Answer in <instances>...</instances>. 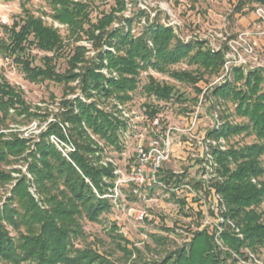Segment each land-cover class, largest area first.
Returning <instances> with one entry per match:
<instances>
[{
  "label": "trees",
  "instance_id": "trees-1",
  "mask_svg": "<svg viewBox=\"0 0 264 264\" xmlns=\"http://www.w3.org/2000/svg\"><path fill=\"white\" fill-rule=\"evenodd\" d=\"M80 1L51 0L52 18L67 25L68 35L75 37V42L79 40L78 33L87 10V4ZM115 1L117 9H112L84 31L100 48L94 61H86L85 49L76 46L73 54L67 55L68 68L63 73L55 69V59L63 54L65 47L57 30L28 10H23L18 21L4 28L0 56L13 58L27 81L63 84L66 96L74 91L68 84L77 80L83 98L94 101L86 103L76 96L63 102L66 110L60 120L67 126L65 133L56 122L41 131L37 140L34 135L22 137L8 128L6 122L24 125L37 117L36 113L31 112L22 92L0 75V126H3L0 127V186L15 182L8 196L3 199L0 195V262L3 264H117L109 255L100 253L95 243L81 248L75 244L85 236L83 221L99 223L103 215L111 212V199L102 196L112 190L114 167L110 163L103 165L102 159L107 148L119 153L123 149L120 133L125 130V124L99 107L98 99L128 104L132 94L138 91L139 75L149 69L190 85L199 93L195 84L204 74H218L225 62L224 49L214 51L206 48L202 41L182 42L173 35L171 28L159 22L148 23L136 37L130 32L132 20H126L127 29H108L117 18L114 12L124 8V0ZM252 5L264 6V0H239L234 11L247 13L253 10ZM102 45L115 52L103 51ZM31 48L52 56L41 58L42 65L33 67L31 60L25 57ZM181 61L193 69L171 70ZM102 68L107 69L108 77L100 72ZM233 72V82L214 86L210 95L223 103H231L232 114L241 121L224 122L206 135L229 143L237 136H251L254 141L240 147L232 143L226 151L212 149L223 178L215 183L225 207L220 216L225 222L232 220L243 236L238 239L234 231L226 229L222 241L228 250L239 253L240 248H247L264 259V211L258 210L264 202V71L255 69L243 76L240 68L234 67ZM242 79L244 88L236 85ZM139 90L149 100L143 105L147 124L158 118L163 127L160 103L174 97V101L179 102L181 95L177 96L174 86L159 83L152 76H148L147 83ZM52 135L74 146L67 158L49 141ZM18 164L25 166L29 178L14 168ZM12 174L19 176L14 178ZM181 178L169 169H163L159 176L160 182L170 188L180 185ZM30 187H34V194L30 193ZM117 230L112 223L109 235L126 264H229V251H220L205 231L194 232L189 242L160 260H145L143 252ZM167 238L162 234H150V242L144 243L143 249L150 253L154 249L160 251L169 242ZM230 264H234V260Z\"/></svg>",
  "mask_w": 264,
  "mask_h": 264
},
{
  "label": "rangeland",
  "instance_id": "rangeland-1",
  "mask_svg": "<svg viewBox=\"0 0 264 264\" xmlns=\"http://www.w3.org/2000/svg\"><path fill=\"white\" fill-rule=\"evenodd\" d=\"M70 1L77 2L78 0ZM238 1L124 0V8L119 12H114V16L117 18L108 29H127L126 20H132L130 32L136 37L148 23L159 22L161 25L171 28L173 35L182 42L202 41L206 48L214 51L224 49L225 62L218 74H204L203 78L195 84V87L200 91L199 93L190 85L179 83L167 75L156 73L151 69L139 75L138 91L132 94V99L128 103L132 109L143 114V105L149 100L142 95L139 89L147 83L148 76H152L159 83L174 86L177 96L181 95L179 102H175L174 97L166 103H160L162 107L159 115L163 120L164 129L167 127L186 129L190 126V124L188 126L189 120L187 118L192 116L191 112H197L195 125L190 132L187 134L173 132V155L167 165L164 166V169L171 170L174 175L182 176V182L177 187L166 190L159 187L155 192L147 191V197L144 200L136 198L130 200L129 198L132 197L131 189L128 184L121 182L118 184V199H111L113 205L111 212L103 215L99 223L82 222L85 236L75 242L76 247L81 248L88 243H95L96 249L100 253L109 255L110 259L117 264H126L122 252L117 249L109 235V227L114 223L118 229L117 233L140 252H143L142 257L145 260H160L168 253L189 242L194 232L205 231L212 237L213 242L220 251H229L230 257L227 263L230 264L234 260V264H241L240 260H246L248 252H251L259 259L260 264H264L263 257L247 248H240L239 253H235L225 247L222 241V233L226 229L232 233L235 228L240 230V227L235 226L232 220H229V224L225 222L220 227L217 225L219 218H222L219 210L224 211L225 207L224 204L222 205L221 196L216 192L215 183L221 182L223 178L219 174V164L214 157L216 167L212 168L214 171L212 175L207 174L209 170L206 172L204 169L205 171H203L200 162L203 150L199 148V141L203 137L214 140L206 135L207 132L218 129L224 122L239 123L241 121L232 114L233 105L223 103L221 99L211 96L210 90L225 81L233 82L234 67L240 68L243 76L255 69L264 71V15L260 18L256 13L258 8L262 9L264 13V6L252 5V11L244 14L236 13L234 7ZM80 2L87 4V10L85 11L86 15L82 29L78 33L79 40L76 42L74 41L75 37H69L67 25L61 24L52 18L51 0H0V14L6 17V26L9 27L23 16V10H28L45 25L57 30L64 40L65 47L63 54L55 59V69L58 73H63L68 68L67 55H72L76 46L85 49L86 61H94L100 48L94 45L93 40L87 38L84 31L90 24L95 25L101 17L109 14L112 9L118 8L115 0H81ZM3 32V37H5L4 28ZM97 34L96 31L95 35ZM102 49L105 51L108 48L102 45ZM108 50L112 53L115 52L113 48ZM46 56H52V54L31 48L25 57L31 60L33 67H39L42 65L41 58ZM226 61L229 62L227 66H225ZM189 69H193V67L188 66L184 61L171 68V70L176 71ZM100 72L107 77L109 76L105 68H102ZM0 75L9 85L22 92V97L31 108V112L36 113L37 117L24 125H14L6 122L8 128L17 131L22 137L34 135L36 136L34 139L37 140V135L41 131L46 130L49 124L56 122L65 133L67 126L62 124L60 120L61 114L66 110L63 102L72 100L76 96L86 103L94 101V99L85 100L83 98L77 80L68 84L74 91L67 93L66 96H64L65 87L63 84L52 81L38 83L27 81L20 66L14 62L13 58L7 57L0 61ZM243 83L244 80L242 79L236 85L244 88ZM262 86H264V83ZM98 100V105L101 108L106 109L111 106L110 101ZM4 132L8 131L5 130ZM151 137L152 132L149 123L147 124L146 118H144L137 123L136 127L126 129L124 133H120L122 152L119 153L110 148L105 149L102 164L110 163L113 165L114 171L118 169L115 174L113 171L115 179L112 189L116 182L118 180L122 181L124 174L128 173L130 165L135 160L136 146L140 143H147ZM91 139L96 140L93 136H91ZM49 141L55 148L58 145L65 152L74 151V146L70 141L63 142L53 135L49 137ZM224 141L226 143L224 151H226L232 143L240 147L251 144L254 139L251 136H237L232 138L230 143ZM98 145L101 146L102 143L98 142ZM215 149L220 150L218 147ZM211 153L212 151H210ZM14 168L19 169L28 178L30 177L23 164L15 165ZM4 169L9 170L10 167H4ZM18 176L19 174H12L14 178H18ZM103 180L107 182L106 179ZM14 183L0 186V195L3 199L9 195ZM34 190V187L29 188L32 194H34ZM111 191L109 190V194L106 195H110ZM171 194H174V196L171 197ZM216 196H219L220 200ZM138 210H144L147 214V218L143 223L135 221L134 216ZM258 210L264 211V202ZM218 228L221 229V232ZM165 229L172 231L166 233ZM217 232L219 235H215ZM150 234L165 235L168 237L169 242L160 248V251L156 252L154 251L156 249H154L150 253V251L143 249V244L150 242ZM11 235L14 236L12 231ZM235 235L238 239L243 238V236H237L236 233ZM216 239H218L219 244ZM130 246L128 245V247ZM0 264L3 263L0 262Z\"/></svg>",
  "mask_w": 264,
  "mask_h": 264
},
{
  "label": "built area",
  "instance_id": "built-area-1",
  "mask_svg": "<svg viewBox=\"0 0 264 264\" xmlns=\"http://www.w3.org/2000/svg\"><path fill=\"white\" fill-rule=\"evenodd\" d=\"M256 13L260 18H262L264 15L263 10L258 8ZM7 20L4 15L0 14V40L4 38L3 34V28L6 27ZM3 58L0 56V61ZM228 61H226V65H228ZM111 106L106 108L109 112L113 113L115 117H117L119 120L123 121L125 124V130H123L122 133L126 131V129H131L132 127H136L137 123L141 122L144 118H146L145 114H141L137 112L136 110L132 109V107L129 104H122L115 100H110ZM192 116L190 118H187L189 120L188 126L192 125L190 128L187 127L186 129H176V128H165L161 127L159 119L155 118L151 123H149L150 130L152 132V137L147 143H140L136 146L135 149V160L130 165V169L128 173L124 174V179L118 180L116 184L114 185V188L111 191L110 195H104L102 198H110V199H118V184L121 182L123 184H128L130 187V192L132 198H136L139 200H144L147 197V191H156V189L163 188L168 189L170 187L165 186L163 183L160 182L159 176L161 174V171L164 169V166L167 165V163L171 160V157L173 155L174 145H173V138L172 134L173 132H179V133H188L195 125V120L197 118V112H191ZM219 127V126H218ZM217 127V128H218ZM199 145L201 150H203V155H201V163H202V169L203 171L209 170L207 174L214 173L213 169L216 167V163L214 162V158L212 156V153L210 154V151L212 149H215L218 147V149L224 151L225 150V141L223 139L219 140H208L207 138H202L199 141ZM57 149L62 153L64 157L67 158L68 153L71 152H65L63 151L58 145ZM202 154V153H201ZM111 161V160H110ZM106 163H104L105 165ZM205 169V170H204ZM118 172V169L115 170ZM114 171V174L116 173ZM204 172V173H206ZM177 191V190H176ZM175 192V191H174ZM217 199L219 196H216ZM220 200V198H219ZM218 211V210H217ZM221 210H219V213ZM221 217V216H220ZM135 221L139 223H143L146 218L147 214L144 210H138L135 213ZM229 224V221H226ZM225 221L223 218H219L217 225H224ZM230 225L233 227L232 223ZM219 232H221V229H219ZM234 233L237 234V236H242L237 228H235ZM219 235L218 232L215 233V235ZM216 242L218 243V239H216ZM219 244V243H218ZM241 264H260L259 259L254 256L253 253L248 252L247 259H241Z\"/></svg>",
  "mask_w": 264,
  "mask_h": 264
}]
</instances>
